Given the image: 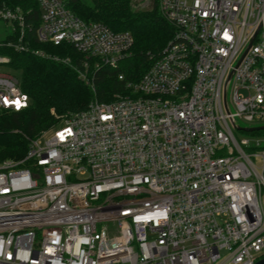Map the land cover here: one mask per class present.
Here are the masks:
<instances>
[{
	"label": "built area",
	"instance_id": "obj_1",
	"mask_svg": "<svg viewBox=\"0 0 264 264\" xmlns=\"http://www.w3.org/2000/svg\"><path fill=\"white\" fill-rule=\"evenodd\" d=\"M34 1L35 40L82 55L78 77L89 88L129 56V32L84 22L62 0ZM157 5L174 35L140 79L28 139L22 159L0 162V264L264 257V129L245 131L264 128V0ZM30 13L1 5L9 33L0 48L29 51ZM20 86L0 73V112L28 108Z\"/></svg>",
	"mask_w": 264,
	"mask_h": 264
},
{
	"label": "trees",
	"instance_id": "obj_2",
	"mask_svg": "<svg viewBox=\"0 0 264 264\" xmlns=\"http://www.w3.org/2000/svg\"><path fill=\"white\" fill-rule=\"evenodd\" d=\"M65 3L84 22L101 23L112 32H129L134 40L130 54L116 68L102 67L96 73L93 93L78 77L82 55L66 44L52 46L35 40L34 30L39 24L35 1L0 0V7L6 4L30 10L29 22L33 24L26 35L28 52L0 48V55L9 58L8 65L21 71V90L30 100L28 108L21 112H0V162L24 157L28 139H34L54 123L50 110L57 116H65L85 110L95 99L110 102L114 94H124V83L137 82L174 35L173 27L159 12L157 0L152 1L150 11L138 13L129 10L128 0H67ZM33 51L49 55L40 57ZM54 57L59 60H53ZM66 59L69 63L62 62ZM119 75L123 81L118 80Z\"/></svg>",
	"mask_w": 264,
	"mask_h": 264
},
{
	"label": "rangeland",
	"instance_id": "obj_3",
	"mask_svg": "<svg viewBox=\"0 0 264 264\" xmlns=\"http://www.w3.org/2000/svg\"><path fill=\"white\" fill-rule=\"evenodd\" d=\"M62 1L66 2L67 0H62ZM83 1L90 2L91 0H83ZM152 1L153 0H128V8L132 13L150 11L152 8ZM8 29H9V27L0 23V41L3 40V38H5V36L9 33ZM41 52H43V51H41ZM43 53L46 56L49 55V54H46L45 52H43ZM5 57L8 58L7 56H5ZM8 60H9V58H8ZM0 73L8 74V75L20 80V85H21V71L13 69L9 65H1L0 66ZM89 89L94 93V91L96 89V84H95V87L93 89L92 88H89ZM50 113L53 117L54 123L50 127L45 128L44 130L40 131V133L35 138L41 137L42 135L51 131L53 128L57 127L61 123L64 116L55 115L53 110H50ZM237 123L241 128L246 127V124H244L240 121H237ZM234 134H235L236 138H238V139L241 137L251 138V137L255 136V135H251V134L239 132V131H235ZM260 135H264V132L260 133ZM6 160H12V159H6Z\"/></svg>",
	"mask_w": 264,
	"mask_h": 264
},
{
	"label": "water",
	"instance_id": "obj_4",
	"mask_svg": "<svg viewBox=\"0 0 264 264\" xmlns=\"http://www.w3.org/2000/svg\"><path fill=\"white\" fill-rule=\"evenodd\" d=\"M263 129L264 128H262V127H259V128H249V129H246L245 131H247V132H254V131H261ZM255 264H264V257L261 258L260 260H258Z\"/></svg>",
	"mask_w": 264,
	"mask_h": 264
}]
</instances>
